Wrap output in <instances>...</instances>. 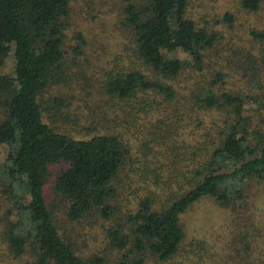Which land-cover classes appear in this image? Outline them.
Here are the masks:
<instances>
[{
  "label": "trees",
  "instance_id": "trees-1",
  "mask_svg": "<svg viewBox=\"0 0 264 264\" xmlns=\"http://www.w3.org/2000/svg\"><path fill=\"white\" fill-rule=\"evenodd\" d=\"M79 1L0 0V243L19 264L164 262L178 250L179 215L192 203L208 197L239 219L251 181L264 186V28L249 31L236 62L257 88L250 92L226 85L229 64L204 63L221 37L187 13L188 0H117L121 48L97 86L90 127L100 131L84 138L44 122L40 100L71 85L72 67L89 80L79 66L83 36L73 31L66 46ZM262 1L238 3L255 12ZM223 19L230 25L232 16ZM73 100L63 111L52 97L57 117L79 118L78 108L70 115ZM86 217L100 220L114 258L81 254L79 235L66 227Z\"/></svg>",
  "mask_w": 264,
  "mask_h": 264
},
{
  "label": "rangeland",
  "instance_id": "rangeland-1",
  "mask_svg": "<svg viewBox=\"0 0 264 264\" xmlns=\"http://www.w3.org/2000/svg\"><path fill=\"white\" fill-rule=\"evenodd\" d=\"M118 6L117 0H85L72 4L70 27L66 31V46L74 44L73 31H78L83 36L86 41L85 55L80 56L79 66L83 68L86 79L89 80L84 84L82 80L76 79L75 67H72L69 71L72 74L71 85L52 87L42 93L40 100H42L43 120L50 126L72 136L84 138L100 131L98 126L92 130L90 125L92 117L96 120L94 117L99 113L98 110L95 111L97 105L95 100L98 98L99 81L105 78L102 70L112 65L111 57L121 48L122 39L117 31L118 23L115 21ZM187 13L198 22H207L221 37L217 44L206 52L204 63L217 61L219 64H229V67L225 66L228 74L231 75L226 76V85L238 84L244 90L256 91L257 88L247 83V76L243 77V72L236 69V62L238 53L251 42L249 31L264 28V0L255 12L243 10L238 0H188ZM224 13L231 14L230 25L223 19ZM176 57L188 56L183 51H179ZM10 60V53H7L3 73L9 72ZM52 97H57L61 103L63 102V106L59 103V109L63 111L66 110L67 99L72 97L74 100L70 103V115L78 108V111L82 112L79 114L77 111L79 118L75 120L72 116L68 120L57 117L55 110L57 103L52 102ZM84 102H87V106L83 105ZM116 126L121 129L120 124ZM124 129L126 130V126ZM141 150V146L138 145L133 154L138 155ZM50 188L51 184L47 182L45 191L47 190L48 195ZM247 203L249 204L247 212L245 213V209L241 208L238 213L240 218L236 219L228 210L218 207L210 198L198 199L179 215L178 224L183 230L184 237L179 243L177 252L164 262H159L149 255L144 264H260L262 259L264 260V256H260L261 250L258 247L260 245L264 250V238H262L264 186L261 183L251 181ZM1 211L2 208L0 215ZM57 211H59L58 219H65L61 206ZM245 214H248L252 221L243 220L241 215L245 217ZM259 226L263 227L261 231ZM66 228H70L74 236L79 235L77 243L83 256L100 254L105 257H115V252L108 248L100 220L86 217L84 220L68 224ZM249 230H253L251 233L255 235L254 237L249 235ZM258 230L260 233L257 236ZM246 246H249V249H246ZM252 248L253 251L250 250ZM20 262L10 260L0 243V264Z\"/></svg>",
  "mask_w": 264,
  "mask_h": 264
}]
</instances>
